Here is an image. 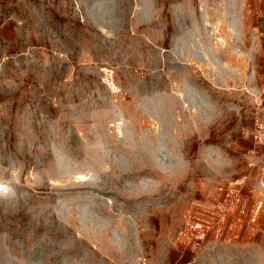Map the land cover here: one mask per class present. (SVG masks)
Wrapping results in <instances>:
<instances>
[{
  "label": "rangeland",
  "instance_id": "374dc122",
  "mask_svg": "<svg viewBox=\"0 0 264 264\" xmlns=\"http://www.w3.org/2000/svg\"><path fill=\"white\" fill-rule=\"evenodd\" d=\"M0 264H264V0H0Z\"/></svg>",
  "mask_w": 264,
  "mask_h": 264
},
{
  "label": "built area",
  "instance_id": "2783aa9c",
  "mask_svg": "<svg viewBox=\"0 0 264 264\" xmlns=\"http://www.w3.org/2000/svg\"><path fill=\"white\" fill-rule=\"evenodd\" d=\"M258 205V204H257Z\"/></svg>",
  "mask_w": 264,
  "mask_h": 264
}]
</instances>
